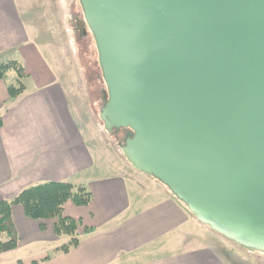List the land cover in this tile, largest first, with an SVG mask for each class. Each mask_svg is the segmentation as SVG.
<instances>
[{"label":"water","instance_id":"water-1","mask_svg":"<svg viewBox=\"0 0 264 264\" xmlns=\"http://www.w3.org/2000/svg\"><path fill=\"white\" fill-rule=\"evenodd\" d=\"M108 131L212 229L264 251V0H80Z\"/></svg>","mask_w":264,"mask_h":264},{"label":"crops","instance_id":"crops-1","mask_svg":"<svg viewBox=\"0 0 264 264\" xmlns=\"http://www.w3.org/2000/svg\"><path fill=\"white\" fill-rule=\"evenodd\" d=\"M41 1L0 0V62L17 59L26 72L25 90L15 98L0 78V199L31 184L68 180L85 183L92 200L86 205L65 202V213L80 220V243L67 252L56 249L69 236L54 232L55 218H32L21 204H14L12 217L20 240L16 248L0 252V263L230 264L216 238L224 235L201 221L156 177L132 164L108 175L90 173L96 156L87 131L95 122L85 93L91 89L60 83L55 74L58 63L39 51L37 12L50 0ZM56 13L66 22L67 10ZM65 25L60 22L58 27L68 48L73 41L65 37ZM67 51L61 60L72 62L74 52ZM9 72L13 75L7 81L16 80V70ZM105 90H92L96 108L101 103L102 109ZM84 103L88 115L83 113ZM99 136L93 141L96 148L108 144ZM113 148L122 161V152ZM85 226L94 230L86 233ZM32 248L37 255L15 256ZM12 253V259H6Z\"/></svg>","mask_w":264,"mask_h":264},{"label":"rangeland","instance_id":"rangeland-1","mask_svg":"<svg viewBox=\"0 0 264 264\" xmlns=\"http://www.w3.org/2000/svg\"><path fill=\"white\" fill-rule=\"evenodd\" d=\"M46 4L49 5H40L41 9L37 12L38 20L36 21L39 22L37 35L39 41L38 45L40 47L39 51L44 55L54 58L53 60L58 63L55 74L60 83L64 85L84 84V86L86 85L87 88L91 89L90 93L87 91L85 93V95L88 96L89 108L92 106V119L95 122V124L91 123V126L87 131L88 137L91 138L90 141L87 139V142L92 146L96 156L95 165L90 173L108 175L124 171L126 168L125 165L131 164L121 147L122 144L125 143V138L127 136L126 133H128L126 129L128 128L120 131H118V129H114L113 131L106 130L104 122L100 116L101 103L97 108L94 103H92L93 98L95 97V92H92V90L99 88V86H101V88L105 87L106 89L107 86L99 63L98 50L94 36L88 25L85 23L80 0H50V2L48 1ZM60 8L61 10H67V13L65 14L66 22H63V19H61L62 16H57L58 13H56V9L59 10ZM60 22L63 25L66 23L65 26H67V32H65V37L68 36L69 40L73 41L72 47L67 48L65 44H63V35L60 32L61 28L59 29ZM36 24L37 23H35V25ZM67 50H72L71 52H74L72 55L71 53L69 55L72 57L74 56L75 61L72 60V62H70L68 60H61L66 52H68ZM44 52H47L48 54H45ZM72 66L75 68L73 67L74 69H72ZM9 73L8 79L11 80L13 72ZM25 81L28 83V79ZM84 107H86L85 103ZM87 111L86 107L85 110H83V113L88 115ZM98 133H100V138L102 136V141L105 139L109 145L107 144L101 148H96L98 146H95L93 141ZM114 145L122 152V161L115 153L113 148ZM216 238L219 242L222 241L220 248L222 251L224 250L227 252L226 256L230 261V264H264V251L248 248L226 236L222 238L223 240L217 236ZM29 254L37 255L38 251L35 248H32L29 251L23 250L16 255L14 253L8 255L6 259H12L13 255L17 256V258L27 257ZM0 264H10V261L9 263L3 261Z\"/></svg>","mask_w":264,"mask_h":264},{"label":"trees","instance_id":"trees-1","mask_svg":"<svg viewBox=\"0 0 264 264\" xmlns=\"http://www.w3.org/2000/svg\"><path fill=\"white\" fill-rule=\"evenodd\" d=\"M12 68L16 70V80L7 81L8 72ZM24 76H26V72L21 61L13 59L0 62V78L7 82L11 98L17 97L25 90V83L22 81ZM126 130L127 134H133V130L130 128ZM67 200H72L77 205L89 204L92 200V191L85 183L47 180L28 185L11 198L0 199V252L16 248L19 244L20 237L12 217L14 204H21L26 215L32 218L56 219L53 227L54 232L58 236H69L66 241L56 247L57 250L67 252L77 246L80 243L78 232L80 220L65 213L64 205ZM93 230L92 226L84 227L86 233ZM47 257L49 255L45 258Z\"/></svg>","mask_w":264,"mask_h":264},{"label":"flooded vegetation","instance_id":"flooded-vegetation-1","mask_svg":"<svg viewBox=\"0 0 264 264\" xmlns=\"http://www.w3.org/2000/svg\"><path fill=\"white\" fill-rule=\"evenodd\" d=\"M122 129H123V128L119 129L118 131H120V130H122ZM126 134H127V133H126ZM127 136H129V134H127ZM127 136H126V137H127Z\"/></svg>","mask_w":264,"mask_h":264}]
</instances>
